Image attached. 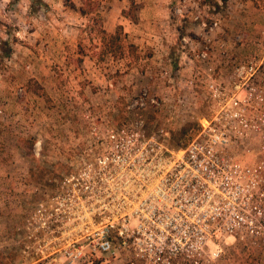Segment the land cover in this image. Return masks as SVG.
Segmentation results:
<instances>
[{
    "label": "rangeland",
    "instance_id": "1",
    "mask_svg": "<svg viewBox=\"0 0 264 264\" xmlns=\"http://www.w3.org/2000/svg\"><path fill=\"white\" fill-rule=\"evenodd\" d=\"M250 59L263 85L264 0H0V264H19L12 197L65 172L90 119L140 117L183 148L215 110L207 66L226 81ZM213 264H264V245Z\"/></svg>",
    "mask_w": 264,
    "mask_h": 264
},
{
    "label": "built area",
    "instance_id": "2",
    "mask_svg": "<svg viewBox=\"0 0 264 264\" xmlns=\"http://www.w3.org/2000/svg\"><path fill=\"white\" fill-rule=\"evenodd\" d=\"M259 74L255 59L226 81L207 66L215 110L183 148L140 117L90 119L67 170L12 197L22 217L7 239L18 263L213 264L237 241L263 246Z\"/></svg>",
    "mask_w": 264,
    "mask_h": 264
},
{
    "label": "trees",
    "instance_id": "3",
    "mask_svg": "<svg viewBox=\"0 0 264 264\" xmlns=\"http://www.w3.org/2000/svg\"><path fill=\"white\" fill-rule=\"evenodd\" d=\"M203 2L204 3H209V4H211V5H216V6H219L220 4H222V5H225L227 2H228V0H203ZM120 30V29H119ZM119 30H117L116 31V33L115 34H113V35H111V39H116V38H118L119 37V35H120V32L121 31H119ZM196 126V130H198L199 129V125L198 124H190V126L192 127V126Z\"/></svg>",
    "mask_w": 264,
    "mask_h": 264
}]
</instances>
